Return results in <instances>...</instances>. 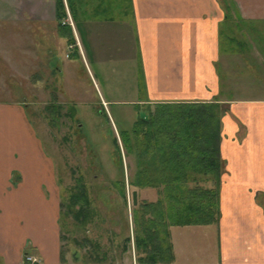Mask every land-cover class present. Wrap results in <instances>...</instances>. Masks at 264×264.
<instances>
[{"label": "crops", "instance_id": "crops-1", "mask_svg": "<svg viewBox=\"0 0 264 264\" xmlns=\"http://www.w3.org/2000/svg\"><path fill=\"white\" fill-rule=\"evenodd\" d=\"M63 1L61 22L66 17L69 24L73 22L74 44L68 41L70 30L58 24L55 0H0V17L27 16L31 26L44 27L43 32L52 26L50 31H57L60 46L76 48L85 64L84 38L97 63L133 62L134 89L144 99L131 101L136 110L132 124L152 110L151 103L219 102L222 171L218 220L169 224L171 258L156 264H264V71L250 78L241 74L232 87L226 83L227 76L240 71L223 67L229 61L223 55L229 48L224 37L231 35L230 10L253 28V22L264 21V0H71V7ZM116 29L121 31V43L110 44L107 39ZM125 34L128 37L122 44ZM50 45L38 46L40 50L45 46L46 58L58 47ZM111 45L116 50L113 53ZM100 50L108 52L101 55ZM32 54L38 58V49ZM45 63L54 68L49 60ZM138 81L143 82L141 88ZM139 103L147 104L141 107ZM105 115L115 124L109 108ZM132 124L124 129L130 130ZM127 183L131 185L129 180ZM153 187L158 192L159 186ZM135 190L138 195L140 191ZM60 212L61 188L53 156L24 105L0 100V264H63ZM194 234L202 240L190 251L207 257L206 261L179 262V246L183 252L189 251ZM208 235L212 241L206 243ZM134 252V264H141L136 248ZM25 253L37 261L24 258Z\"/></svg>", "mask_w": 264, "mask_h": 264}, {"label": "rangeland", "instance_id": "rangeland-1", "mask_svg": "<svg viewBox=\"0 0 264 264\" xmlns=\"http://www.w3.org/2000/svg\"><path fill=\"white\" fill-rule=\"evenodd\" d=\"M230 15L227 22L231 35L224 37L229 48L223 55L229 57V61L223 67L230 72L239 69L238 74L227 76L226 83L233 87L237 86L235 79L241 74L250 78L264 71V65L259 64L264 62V21L253 22L255 26L251 28L248 22L236 18L233 9ZM65 20L68 22L70 18ZM70 24L73 27V22ZM37 28L40 33L36 32ZM43 29L39 25L32 27L27 16L0 17V100L24 105L44 147L54 158L61 188L63 264H134L133 208L144 200L162 196L160 186L156 192L154 185L127 183L131 174L136 175V150H131V146L128 150L130 139L128 145H124L119 133L129 128L136 116L131 101L144 99L142 93L136 95L134 89L136 67L127 59L97 63L84 38L87 66L76 48L60 46L57 31H50L52 26L47 32ZM120 32L116 29L107 41L120 44ZM127 37V34L123 36L122 44ZM45 43L58 46L50 50L49 59L44 55L45 46L43 50L38 47ZM112 47L111 53L116 51ZM35 49H38V58L32 54ZM98 52L102 55L108 50ZM46 60L58 68V72L46 65ZM138 83L141 88L143 82ZM139 104L144 107L147 103ZM107 108L115 124L106 117ZM150 108L153 110L155 103H151ZM120 180H124V185ZM134 188L140 191L136 204L131 199ZM80 208L87 211L86 216H82ZM192 236L187 246L189 251L183 252L178 241L179 262L206 261L207 257L190 251L202 240L199 235ZM204 241H212V235Z\"/></svg>", "mask_w": 264, "mask_h": 264}, {"label": "trees", "instance_id": "trees-1", "mask_svg": "<svg viewBox=\"0 0 264 264\" xmlns=\"http://www.w3.org/2000/svg\"><path fill=\"white\" fill-rule=\"evenodd\" d=\"M67 3L71 7V0ZM55 9L58 24L70 30L68 41L74 44L70 24L61 22L65 17L64 1L55 0ZM220 131L221 111L215 100L156 102L146 116L134 120L130 130L120 131L124 145L130 139L128 150L130 146L136 150L137 171L129 183L160 186L162 193L133 208V238L139 263L156 264L171 258L169 224L218 220ZM120 181L124 185V180ZM79 211L87 215L82 208Z\"/></svg>", "mask_w": 264, "mask_h": 264}, {"label": "built area", "instance_id": "built-area-1", "mask_svg": "<svg viewBox=\"0 0 264 264\" xmlns=\"http://www.w3.org/2000/svg\"><path fill=\"white\" fill-rule=\"evenodd\" d=\"M24 258H26L27 260H30L32 263H35V261H37V258L28 254V253H25L24 254Z\"/></svg>", "mask_w": 264, "mask_h": 264}, {"label": "water", "instance_id": "water-1", "mask_svg": "<svg viewBox=\"0 0 264 264\" xmlns=\"http://www.w3.org/2000/svg\"><path fill=\"white\" fill-rule=\"evenodd\" d=\"M131 196H132V202H133V204H136V202H137V192H136L135 189L132 190Z\"/></svg>", "mask_w": 264, "mask_h": 264}]
</instances>
